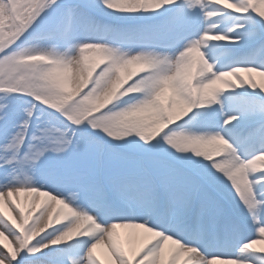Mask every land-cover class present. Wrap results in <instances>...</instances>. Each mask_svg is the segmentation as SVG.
<instances>
[{
    "label": "snow or ice",
    "instance_id": "snow-or-ice-1",
    "mask_svg": "<svg viewBox=\"0 0 264 264\" xmlns=\"http://www.w3.org/2000/svg\"><path fill=\"white\" fill-rule=\"evenodd\" d=\"M258 245L264 0H0V264Z\"/></svg>",
    "mask_w": 264,
    "mask_h": 264
},
{
    "label": "bare ground",
    "instance_id": "bare-ground-1",
    "mask_svg": "<svg viewBox=\"0 0 264 264\" xmlns=\"http://www.w3.org/2000/svg\"><path fill=\"white\" fill-rule=\"evenodd\" d=\"M120 231H121L122 233H126L128 230L121 229ZM258 246H264V245H258Z\"/></svg>",
    "mask_w": 264,
    "mask_h": 264
}]
</instances>
